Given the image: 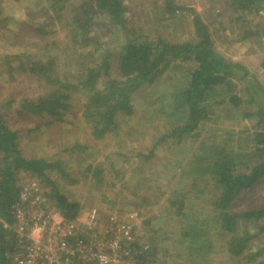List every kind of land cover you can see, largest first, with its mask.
Returning <instances> with one entry per match:
<instances>
[{
	"label": "trees",
	"instance_id": "obj_1",
	"mask_svg": "<svg viewBox=\"0 0 264 264\" xmlns=\"http://www.w3.org/2000/svg\"><path fill=\"white\" fill-rule=\"evenodd\" d=\"M23 1L0 0V41L6 37L2 32L8 19L5 8L22 5ZM25 1L28 4L24 8L32 7L40 17L15 23L20 30L5 39L9 51L0 55V63L8 76L34 79L29 94L19 99L13 97L0 105V264H11L17 252L4 224H12L18 175H27L46 187L43 193L58 213L66 220H73L85 208L69 191L62 190L77 182L70 177V163L62 160L61 155L76 156L77 166L87 163L84 172L95 174L100 171L99 164L93 166L94 157L99 155L96 150L108 136H118L119 143L121 140L127 144L130 138L140 141L151 135L154 140L151 149L167 141L170 148L179 147L178 155H187L189 152L185 150H192L201 132L211 129L221 135L219 141L204 146V138L200 139L192 151L191 164L189 160V165L182 169V176L190 178L187 187L173 189L166 199L174 208L168 219L185 225L176 241L177 247L188 248L184 261L206 264L214 252L213 237L219 235L230 258L254 261L257 253L250 252L249 243L264 233V208L233 213L230 207L241 193L264 183V89L242 64L214 49V39L203 21L223 19L219 12L220 0H200L206 8L202 9L201 19L193 14V37L174 41L169 32L163 38L157 30L177 27L185 13L192 11L191 2L197 0H140L135 7L138 11L132 13L135 19L130 13L127 15V0ZM223 6L234 16L226 17L228 23L242 28L241 31L255 29L261 35L258 30L264 26V16L259 11L264 8V0H223ZM218 23L219 30L225 34L228 28ZM55 26L63 32L62 41L55 39L58 33ZM151 31L157 37L152 39ZM104 36H115L117 46L113 49L101 43ZM32 37L40 38V44L31 40ZM249 37L250 34L244 33L236 43L244 44ZM59 53L62 54L60 61ZM183 63L190 66L181 72L180 81L169 86L170 93L160 90L163 76L180 69ZM258 67L264 73V55ZM100 76L104 79L99 83ZM74 108L80 114L76 121L71 117ZM9 112L17 118L28 117L33 124L23 130L11 127L6 120ZM133 117L137 120L130 132L128 124ZM222 118L250 122L249 128L235 134L238 141L242 139L246 143L249 152L233 151L227 146L234 133L214 129ZM122 126L127 128L123 130ZM81 127L89 130L86 142L73 140L64 147L58 144L64 141L63 128L71 132ZM24 139L28 143L44 141L51 148V154H23ZM115 148V160L109 161L108 166L116 172L123 160L129 158L118 152L125 147ZM152 156V150L147 155L138 150L133 159H141L140 167L144 170L149 168ZM205 194L210 199L213 196L209 205L211 216L202 217L205 206L199 202ZM196 205L201 210H195ZM135 213L133 239L121 241L126 258L131 264H159L156 238L153 236V244L148 241V245H143L137 231L140 225L150 222V216ZM157 230L166 235L165 231Z\"/></svg>",
	"mask_w": 264,
	"mask_h": 264
},
{
	"label": "rangeland",
	"instance_id": "obj_2",
	"mask_svg": "<svg viewBox=\"0 0 264 264\" xmlns=\"http://www.w3.org/2000/svg\"><path fill=\"white\" fill-rule=\"evenodd\" d=\"M146 1L155 2L157 0ZM140 3V0H127L125 2V5L129 10L127 15H129L130 13V16L135 19L136 15H132V13H136L138 11L135 7L139 6ZM26 4H28V2L24 0L22 5L14 7L10 5L5 8L4 15L8 18L2 31L6 35L5 39L9 37L12 38L11 33L20 30V27L16 26L15 23H20L23 20H38L33 17H40V14L34 13L32 7L27 6V9H25ZM218 4L220 6L219 12L223 16L224 20L222 18H217L215 20L212 19L213 21L211 20L212 22H209V18L208 20L203 21L207 24L209 32L212 34V37L214 39V49L220 55L242 64L251 74L255 76V79L264 89V73L261 72L258 67V63L261 57L264 55V26L258 30L261 32V35H258L256 32L257 30L255 31V29H251V31H245V29H243V31H241L242 28L237 29L234 27V25L226 21V17H229V15L232 18H234V16H232V13L230 14V12L225 10V6H223V0H220ZM191 5L192 6H190V9H192V11H189V13H185V18L180 21V23H178L177 27L173 28L172 30L171 28L169 30H157L160 33L161 37L165 38L167 35L166 32L170 33V35L173 37H171L170 39L173 41L189 40L193 37V28L191 27L193 14L198 15V17L201 19L202 9L204 11L206 7L201 2H191ZM150 6L151 5H149V7ZM219 21L220 23H222L221 27L225 26L226 28H228L225 34L222 33L218 28L220 27V24L218 23ZM55 31L58 32L55 35V39L62 41L63 32L57 31L56 26ZM244 33L250 34V37L247 39L249 41L244 44L236 43V41H238ZM149 36L152 39L157 37V35L155 33H152V31L150 32ZM98 37L100 38V35H98ZM5 39L4 41H0V55L4 53L3 51H9L6 48L8 44L5 43ZM31 40H34L35 43L40 44V38L38 37H32ZM116 40L117 39L115 36H104L101 38L100 42L107 43L105 46H111L114 49V47L117 46ZM10 43L13 42L10 41ZM16 43H19V41H16ZM59 58L60 59L58 60L60 61L62 59L61 53H59ZM188 66H190V64L183 63L180 64V69H173L172 71H168L163 76L161 83H159L160 90H162L163 92L169 91V86L174 85L176 81H180L179 78H181V72ZM102 79L104 78L100 76V80L98 82H102ZM33 81L34 79L31 78V76H8L0 63V105L5 104L13 97L19 99L22 95L29 94L33 90V85L31 84ZM237 87L239 88L240 85H237ZM241 94L243 96H246L245 93ZM167 104H169L167 108L170 109L169 101ZM251 108L253 109V106ZM74 111V114L71 115V117H74V121H76L79 119L80 114L79 111L76 110V108H74ZM17 117V115L16 117H14L12 112H9V114L6 116V120L11 127L13 126L16 129L23 130V128L30 127L33 124V121L28 117ZM136 120L137 119L133 117L129 122L130 125L128 124V129L130 132L135 128ZM168 121L172 122L171 119H168ZM249 126V121H242L236 118L228 121L222 118L221 121L218 122L217 126L214 127V129L218 128V130H220V128H223L227 129V131L233 132L234 134L229 140V143H227V146H229L233 151L246 153L249 152L246 151V143H244L242 139L238 141L236 138L238 135L235 136V134L242 133L243 128H249ZM126 128V126H122L123 130ZM63 130L64 128L61 130V136H63L64 141L61 140L58 142V144L61 146H63L64 144L68 145V142H71L73 140L79 141L81 143L87 141V137L89 134L88 129H83L81 127L78 130H74L71 132L67 131L68 129L65 131ZM146 130L150 132V129ZM219 136L221 135L217 133L216 130L212 129L210 132H201V137H199L192 144V150L190 151V149H187L185 150V152L188 151L189 153L187 155L179 154L180 156L177 154V150L179 149V147L170 148V142L167 141L161 145H158L154 149H151L150 147L154 142L151 135H146L140 141H136L134 138H130L131 140H128L127 144L122 143L121 140L119 143L118 136H108L99 143L98 149L96 150L99 155L96 158L94 157L93 161V166L99 164V173H85L84 167L87 163L84 166H77L76 162L78 158L76 156L61 155L60 158L62 160L65 159L67 163H70V177L75 179V181L77 182L76 184L71 185L70 187H65L62 190L69 191L71 196L76 199L79 204L84 205L83 208L98 209L103 219L108 213H113L116 215L117 220L125 221L127 216L135 211L140 213L142 217L143 215L145 217L150 216V222L145 226L140 225L141 227L137 228V231L143 245H148V241L149 243L152 242L153 236L156 238V251H159L160 254L158 255L159 264H196L184 261L183 258L185 256L187 257L189 252L187 247L183 250H180L177 247L178 242L176 241H179L180 234L185 228V225L180 224L176 220L172 222L168 219L174 208L168 205L166 199L173 189L177 191V189L183 190L187 187V182L190 181V178L182 176V169L191 164L190 159H192V151L194 148L198 147L200 139L204 138L205 146L210 144V142H218L220 139ZM123 139H125V137ZM117 145L122 148H126L118 150V152L122 153L123 155H127L129 159H124L122 166L119 167V169L115 172L113 169L109 168L108 162L115 160V147ZM21 148L23 154L27 156L43 155L45 153L51 154V148L46 145L44 141L38 142V140H33L28 143V141L24 139L21 142ZM138 150L142 151V155H147L148 151L152 150L153 156L149 161V168H145L144 170H142L143 168L140 167L141 159L136 158L137 161L133 159V156L137 154ZM79 159L81 158L79 157ZM189 160L190 162L189 164H187ZM137 164L139 167H137ZM192 169L196 168L194 167ZM205 182H208L207 178L205 179ZM210 184L212 185V183ZM45 188L44 186L41 187L43 192V189ZM211 199L209 194H205V196L202 197V200L199 202L202 207L205 206L202 217L211 216V211L209 209ZM260 208H264V183L256 184L249 191L241 193L231 204L230 210L233 213H243L247 210ZM196 209L201 210V207L196 205L195 210ZM209 227L211 228V226ZM157 229L165 231L166 235L163 233H159ZM255 231L256 230H252L253 233ZM218 236L219 235H217V237H213V242L211 244L214 252L210 254V260L206 264L264 263V233L256 236L249 243L250 252L257 253L256 258L251 262L247 261V259L244 258H230L226 254L224 248V239ZM206 241L208 242V240ZM209 242H211L210 239ZM175 248H177L178 251L175 250ZM161 251L164 252L162 253Z\"/></svg>",
	"mask_w": 264,
	"mask_h": 264
},
{
	"label": "built area",
	"instance_id": "obj_3",
	"mask_svg": "<svg viewBox=\"0 0 264 264\" xmlns=\"http://www.w3.org/2000/svg\"><path fill=\"white\" fill-rule=\"evenodd\" d=\"M259 15L264 16V8ZM18 178L12 224H4L17 249L11 264H131L121 241L133 239L135 212L128 221H119L113 213L103 219L97 209L87 208L66 220L36 179Z\"/></svg>",
	"mask_w": 264,
	"mask_h": 264
},
{
	"label": "crops",
	"instance_id": "obj_4",
	"mask_svg": "<svg viewBox=\"0 0 264 264\" xmlns=\"http://www.w3.org/2000/svg\"><path fill=\"white\" fill-rule=\"evenodd\" d=\"M262 72V71H261Z\"/></svg>",
	"mask_w": 264,
	"mask_h": 264
}]
</instances>
